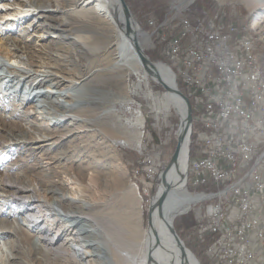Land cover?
<instances>
[{
  "label": "bare ground",
  "instance_id": "obj_1",
  "mask_svg": "<svg viewBox=\"0 0 264 264\" xmlns=\"http://www.w3.org/2000/svg\"><path fill=\"white\" fill-rule=\"evenodd\" d=\"M60 1L20 0V2L12 4L16 6L7 7L9 3L5 0L1 2V10L3 11L0 14V18L7 21L19 16L30 15L39 8L55 7L46 13H37V15H44L46 20H48V22L44 21L46 23L44 24L47 26L44 30L56 34L60 40L58 43L63 44V46L60 45L59 47L61 51L65 48V44L76 45L81 54L88 53L85 46L93 51L96 48H101L100 53L98 52V58H101V62L97 65V69H95L97 73L93 78L89 76L92 69L88 74H81L83 72L81 71V65L74 60L68 63L70 67L67 70L63 67H59L58 69L53 68L51 65L49 66L50 63L44 61L37 64V68L36 63L30 57H26L25 53L19 50L17 45L13 46V43H10L7 38L1 37L2 34H0V71L7 70V72L0 74V118L2 121L7 122L10 127H20L23 130L22 123L20 124V122L13 119L7 120L6 117V119L2 118L3 114L7 111L6 104L12 100V96L17 92L26 99V104L31 103V101L33 102L34 98H38L35 100V104H29L30 106L23 118H25V125H28L29 132L32 131L35 134L42 132L37 137L42 141H46L48 140L46 136L51 135V133L47 134L48 131L52 132L53 129L57 131L60 117L72 118L70 113L75 118L84 116L82 112L87 111L89 107L83 106V104L87 105V102L96 100L93 96H88L86 100L83 99L88 90L86 87L90 83L103 81L106 78L109 80H112V78L117 79L123 72L138 77V82L134 85L135 89L141 90L144 86L147 88L144 91L145 97L150 100L151 106L157 113L158 118L176 109L180 114V121H183L186 114L183 100L172 91L165 89L160 94H157L149 87L147 74L142 70L140 58L128 35L126 20L118 0H62V6H60ZM245 2L251 9L255 6H264V0H245ZM74 14L80 17L79 21L81 23L90 27H93V24L88 21L92 20L93 17L97 18L102 33L100 34L103 37V40H101L102 45H97V42H88L89 36L85 34L72 35L70 33L68 25L74 21L78 22L74 19V16V18L72 17ZM133 22L136 23L134 17L132 18ZM253 25L257 28L262 27L264 30V15H262L261 19L256 20ZM133 28L139 34L148 38V34L141 31L138 25L133 26ZM89 31L93 32L92 30ZM245 32L250 49L256 53L257 61L261 65L256 51L258 38L254 36L255 32L249 26H245ZM58 53L62 55L59 51ZM157 65L164 83L167 86L175 87L176 77L172 68L162 62H158ZM63 70H66L70 76H66V72ZM73 70H75L77 75L80 73V77L82 78L76 79V74L71 73ZM106 72H109L110 75H104ZM261 75L264 76L262 65ZM39 83L41 84L38 85ZM8 84H10V89H6V85ZM23 87L31 88L30 94L25 93V95H22ZM50 96L54 97V100L49 99ZM62 99L66 100L63 101ZM82 100L84 101L82 102ZM23 103L24 100H20L15 105L19 107ZM33 111L43 114L44 117L35 120L32 114H30ZM111 111H113V108L109 109V112L112 114ZM117 118H114L110 124H104V127L98 129L100 134L102 132L103 135L100 138L104 139L106 137L111 142L110 145H105L103 140V143L97 142L98 151L102 157L107 156V153L118 144L134 145L137 148L141 147L142 129L145 123L142 111L137 109L133 111L131 117H122V119L118 116ZM113 122H116V124ZM131 128L134 129L133 133L129 131ZM117 134L121 135L117 137ZM43 146L44 144L41 143L36 146V149ZM188 151L189 145L188 140H186L182 148L179 165L167 173L165 181L161 182V187L155 197H153V201L159 197L166 183L173 186L181 184ZM105 163L110 167L118 166V163L114 161ZM49 170L43 175H37L38 177L36 175L35 177H29L27 169L16 171L14 176L7 174L9 178L15 177L13 181L18 185L12 186L13 193L20 195L25 201L19 202V200H14L16 210L14 207H11V204L7 208L0 209V235H6L10 232H13L14 235L18 234L24 243V246L20 247V254L30 262L33 260L34 253L38 254L41 251H46L48 254L44 255L46 258H49L54 249V254L57 255L58 259L66 260L69 264H84L82 258H78L77 252H82L81 250L83 249L81 247L87 246V243H89V247H94L96 250L94 252L100 258L102 264H200L192 252H190L191 255L185 256L176 248L172 235L167 228L166 221L172 222L174 217L186 212L193 202L199 199V197L201 199V196L189 194L182 185L173 188L163 207L166 221L162 222L159 220L156 207L153 210V221L156 231L151 230L149 227L141 231L137 226V219L131 218L129 214L123 216L115 215L114 213L116 212L107 216L113 220V226H110L105 222V224L102 223L106 216L90 205V202L85 197L86 187L82 185L77 177L75 179L72 177L67 179V181H70L68 185L71 186L59 188L58 186L55 187L52 179L53 174L58 172H53L52 168ZM4 176V174L0 175V188L4 185ZM91 179L95 180L94 177H91ZM34 181L36 184L33 183ZM44 182L51 187H55L49 191L56 194L54 202L47 197L46 192L43 190L42 186ZM134 193L135 189H129L130 195H134ZM0 197L2 196L0 195ZM91 206L92 209L90 208ZM72 207H76V209ZM19 218L24 219L28 224L24 225V221L20 222ZM58 220L61 221V224L57 226ZM12 221L10 230H5L4 228ZM114 223L118 225L116 226ZM42 224L43 226H41ZM46 225L47 227H45ZM55 228H57V231L53 234L52 230ZM62 229L70 231V233L69 237L65 239L68 242L59 245L57 244V235ZM33 232H36L37 235L33 236ZM74 243L82 246H78L79 248L77 249L74 247ZM29 261H26L25 264H31Z\"/></svg>",
  "mask_w": 264,
  "mask_h": 264
},
{
  "label": "rangeland",
  "instance_id": "obj_2",
  "mask_svg": "<svg viewBox=\"0 0 264 264\" xmlns=\"http://www.w3.org/2000/svg\"><path fill=\"white\" fill-rule=\"evenodd\" d=\"M2 1L5 0H0V14L3 11L1 10ZM137 1L139 0H126L141 31L148 34V38L140 34L141 43L145 52H152L155 51L156 46H160L158 40H156V36L152 35L153 28L148 24V19L155 17L158 20V24L160 20L157 14L152 16H144L142 13L143 11H141V8L138 7ZM152 1H158V4H162L163 15L168 12V16L171 19L174 17V14H177L176 16H182L186 13H189V10L183 11L181 13L179 12L178 9H183L185 6L181 8L173 6L180 0H151L150 2L152 3ZM174 1L175 3H173ZM213 1L216 2L220 7L217 11L225 14L224 16L229 18V20L234 21L238 26H241L242 24L249 26L251 30L255 32L254 36L258 38V42L264 45V30L262 27L257 28L253 25L256 20L259 18L261 19L262 15H264L263 5L255 6L251 9L247 6L245 0ZM7 2L9 3L7 7H14L16 5L12 4L18 3L20 0H7ZM60 4V6L63 5L62 0L60 1ZM54 8L55 7L39 8L34 12L35 14L32 13L30 15H23L21 17L19 16L15 19L7 21H4V19L0 18L1 37L7 38L10 43L14 44L13 46L17 45L19 50L24 52L26 57H30V59L33 60L36 65L44 61L50 63L49 66L51 65L53 68L58 69L59 67H63L67 70L70 67L68 66L70 65L68 63H71L74 60L76 63H80L81 71H83L81 74H88L92 69V71L89 73V76L90 78H93V76L97 73L95 69H97V65L101 62V58H98L101 48H96L97 50L95 49L93 51L89 47L85 46V49L88 50L89 54H81L76 45L74 46L73 44H65V48L62 49V51L59 50L60 45L63 46V44L58 43L60 40L55 33L44 30L47 28L45 25L46 23L44 22L46 17L42 14L37 15L39 12L46 13L50 9ZM75 15L76 14L72 15V17L74 16L75 18H73L78 22L74 21L68 25L70 33L72 35L85 34L89 36L88 42H97V45H102L101 40H103V37L101 36L102 33L99 28L97 18L93 17L92 20L88 21L89 23L93 24V28L81 23L79 21L80 17ZM171 19L169 21L170 23L168 24L173 25L174 23L171 21ZM46 22H48V20H46ZM170 25L164 29L167 33L170 32ZM89 30H92L93 32ZM91 46L94 48L93 45ZM57 50L62 55H60ZM257 54L262 65L261 56L258 52ZM162 58L165 59L164 56H162ZM163 59L153 60L151 58V60L156 63H166V60ZM36 67L38 68V65ZM66 70H63L66 72L65 75L70 76ZM142 70L147 74L143 66ZM4 72H7V70H1L0 74ZM71 73L76 74V79L82 78L80 77V73L77 75L75 70H73ZM104 75L108 76L110 73L106 72ZM147 77L149 81V87L155 93L160 94L165 90V88L150 75L147 74ZM115 79L116 78H112V80H109L106 78V80L104 79L103 81L90 83V85L86 87L88 90L83 99L86 100L88 96H93L96 98V100L87 102V105L83 104V106L89 107V111L87 110L82 112L84 116L79 118H75L71 113L70 115H72V118L60 117L57 131L53 128L52 132L48 131L47 134L51 133V135L48 137L46 136V139H48L46 141H42L37 137L38 134H42V132L38 134H35L32 131L29 132L27 127L28 125H25L26 121L25 118H23L26 110L30 106L29 104H35L34 102L38 98H34L35 100L33 102L31 101V103L26 104V99L20 96V93L17 92L14 94V96H12V100L6 104L7 111L3 114L2 118L6 117L7 120L13 119L14 121L20 122V124L22 123L23 130H21L20 127H10L7 122L2 121L0 118V156L3 155L2 158H0V175H5L3 178L4 185H2L0 188V195L2 196L0 197V209L7 208L8 205L11 204V207H14L16 210V207L14 206V200H19V202L25 201L20 195L13 193L12 186L18 185L13 181L15 180V177L9 178L7 174L14 176L16 171L27 169V175L29 177H35V175L37 176L45 174L47 171H50V168H52L53 172H58L54 173L52 177L55 187L58 186L59 188H65L66 186H71L68 185L70 181H67L69 177L74 179L77 177L79 179L82 185L86 187L85 197L90 202V205L94 206L97 211L106 216H104L105 218L102 221L103 224L106 223L107 225L109 224L110 226H113V220L109 219L107 216L116 212L114 213L115 215L117 214L119 216H123L129 214L131 218L137 219V226L141 231L144 228H148V208L151 200L153 197H155L161 187L160 178L162 171L168 164L176 148L181 117L176 109H174L165 116L158 118L157 113L151 106L150 100L145 97L144 91L147 88L145 86L141 90L134 88V85L138 82V77L135 75H129L123 72L119 78L116 80ZM40 84L41 83L38 85ZM6 89H10V84L6 85ZM22 91V95H25V93L30 94L32 90L31 88L23 87ZM49 99L54 100V97L50 96ZM66 99L62 100L64 101ZM20 100H24V103L19 105V107H16L17 105L15 104H18V101ZM84 100H82V102ZM110 108H113V111H111L112 114L109 112ZM137 109L142 111L145 118V123L142 129L143 134L141 147L137 148L134 145L118 144L114 149L107 153V156L102 157L98 151L99 147L97 142L99 143L100 141L103 143L104 141L105 145H110L111 142L110 140L108 141L106 137L101 139L100 137L103 135L102 132L100 134L98 129L100 127H104L107 123L110 124L114 118L118 119V116L120 118L131 117L133 111ZM38 111L40 112L39 108ZM30 114H32L35 120H39L44 117L43 114H38L37 111L30 112ZM192 115L193 127L195 128V112L193 109ZM116 122L113 123L116 124ZM193 127L191 141L189 144L190 155L192 148L195 147L194 143L192 142L193 137L196 136ZM129 131L133 133L134 129L131 128ZM120 135L121 134H117V137ZM41 143H43L44 146L42 148L36 149V146ZM109 148H111V146H109ZM148 155L155 159L156 163L159 165L157 167V176L150 180L149 178L142 176V174L135 176V169L140 165L141 160ZM112 161L118 163V166L110 167L105 163ZM91 177H94L96 182L95 180H92ZM33 183L36 184L35 181ZM42 187L46 192L47 197L50 198L52 202H54L56 194L52 191H49L51 188L55 187H51L45 182L43 183ZM129 189H135L134 195L129 194ZM185 190L194 196L200 191L193 190L188 183ZM66 194L68 195V193ZM199 199L193 202L186 212L174 217L173 223L175 224V220L178 217L189 214V216H191L195 222H197L198 226V223L201 220H204V215H206L204 210L206 201H199ZM208 201H210V199H208ZM92 206L90 207L91 209ZM72 208L76 209V207ZM19 220L20 222L24 221V225L28 224V222H25V220L22 218H19ZM12 223L13 221L9 224L7 223L8 226L4 229L9 231ZM60 224L61 221L58 220L56 225L58 226ZM115 224L116 223H114V225ZM117 225L118 224H116V226ZM41 226H43V224ZM197 226H194L191 231H188L185 237L182 235L184 238L180 235V233L179 235L181 236V239L189 251L192 252L199 260L200 264H202L201 257L195 254L189 247V244H191L194 239V235L197 233ZM15 227H17V225H15ZM45 227H47V225ZM56 231L57 228L52 230L53 234L56 233ZM69 233L70 231H64L62 229L57 235V244L60 245L62 243L68 242L65 241V239L69 237ZM34 235H37V233L33 232V236ZM88 244L89 243H87V246L81 245V247L79 246L80 244L77 245V243H74L75 248L78 249L81 247L83 249L81 250L82 252H77L78 258H82V262L84 264H102V261L95 253L96 250L94 247H89L90 245ZM23 246L24 243L18 234L14 235L13 232H10L6 235H0V264H25L26 261H29L20 254V247ZM54 251L55 250L53 249L52 255L50 254L51 256H49V258H46L44 255L48 254L46 251H41L38 254L34 253L32 262H29L31 264L67 263L66 260L58 259L57 255L54 254ZM261 259L262 260L260 261V264L261 262L264 264V252Z\"/></svg>",
  "mask_w": 264,
  "mask_h": 264
},
{
  "label": "built area",
  "instance_id": "obj_3",
  "mask_svg": "<svg viewBox=\"0 0 264 264\" xmlns=\"http://www.w3.org/2000/svg\"><path fill=\"white\" fill-rule=\"evenodd\" d=\"M195 1L179 12L188 11ZM186 14L176 16L173 25L168 19L158 24L154 17L148 24L195 112L188 184L201 188L195 195L206 201L197 236L212 235L206 249L211 264H260L264 252L261 65L246 40L245 24L226 20L219 11L195 18ZM158 166L145 156L135 176L154 179Z\"/></svg>",
  "mask_w": 264,
  "mask_h": 264
},
{
  "label": "water",
  "instance_id": "obj_4",
  "mask_svg": "<svg viewBox=\"0 0 264 264\" xmlns=\"http://www.w3.org/2000/svg\"><path fill=\"white\" fill-rule=\"evenodd\" d=\"M125 19H126V26H127V31H128V35L130 36L135 50L140 58L141 64L144 67L145 71L147 72L148 75H150L154 80H156L159 84H161L166 90L168 91H172L173 93H176L184 102L185 105V117L183 119V121H180V126L178 129V139H177V144H176V148L168 162V164L164 167L163 171H162V175L160 178V183L162 181H165V177L167 175V173H169V171L174 168L175 166L179 165L180 162V156H181V152H182V148L186 142V140H188V145L190 144L191 141V133H192V127H193V115H192V105L191 102L189 100V97L181 90V88L179 87V84L176 81V86L175 87H170L167 86L164 81L162 80L160 74H159V67L157 65L156 62L152 61L150 56L145 52L143 45L141 43V39H140V34L135 30V28H133V26H137L138 23L136 21L132 23V18L134 17L131 9L128 5V3L126 2V0H118ZM189 159H190V149L187 153V161H186V165L182 174V180H181V184H176L175 186L171 185V184H167L164 188V190H162L161 194L159 195V197L153 201V199L151 200V203L149 205L148 211H149V223H148V227L153 230H155V226H154V221H153V210L156 207L157 208V214L159 217L160 221H164L165 220V216L163 214V207H164V203L169 195V193L172 191L173 188H177L179 187L178 185H182V187L187 186L188 183V172H189ZM166 221V220H165ZM167 228L170 232V234L172 235V238L174 240V245L176 246V248H178L181 253L185 256H189V254L191 255L189 249L186 247V245L184 244L183 240L181 239V236L179 235V232L175 226V224L172 222H167ZM150 260V259H149Z\"/></svg>",
  "mask_w": 264,
  "mask_h": 264
},
{
  "label": "trees",
  "instance_id": "obj_5",
  "mask_svg": "<svg viewBox=\"0 0 264 264\" xmlns=\"http://www.w3.org/2000/svg\"><path fill=\"white\" fill-rule=\"evenodd\" d=\"M137 3H138V7L143 10V15L144 16L147 15L149 10L153 6H155V7L157 6L156 8L160 9L161 8L160 6L162 5L160 3L158 4V1L157 2L152 1V3L151 2H146V1H139ZM219 8H220L219 5L216 2H214L213 0H196L194 3L191 4V6L189 8L188 15L190 17H192V18H195V16L199 15L202 12H214V11H217ZM229 14H230V12H229ZM157 16L159 17V20H162L163 12L162 11H157ZM226 20L229 21V18L226 17ZM159 46H160V44H159ZM256 51L261 56L263 73H264V45L262 43H260V42H257ZM147 53L150 55V57L153 60L163 59L162 58L163 54H161V46L160 47L156 46L155 51H152V52L151 51H147ZM163 60H165V59H163ZM177 81H178V84H179L180 88L182 89V91L187 94V91L182 87V84L179 81V79ZM192 156H193V150L191 152V157ZM193 190H195V189H193ZM199 190H202V189L199 188L198 191ZM175 226H176L178 232L180 233V235L181 236L183 235L185 237L186 233H188V231H191L194 226L195 227L197 226V222H195V220L191 216H189V214H188L186 216L178 217L175 220ZM212 240H213V237H212L211 234H208V235H206L203 238H199L197 236V233H196L194 235V239H193L192 243L189 244V247L193 250V252L201 257L202 264L211 263V259L206 254V249H207L208 245L212 242Z\"/></svg>",
  "mask_w": 264,
  "mask_h": 264
},
{
  "label": "crops",
  "instance_id": "obj_6",
  "mask_svg": "<svg viewBox=\"0 0 264 264\" xmlns=\"http://www.w3.org/2000/svg\"><path fill=\"white\" fill-rule=\"evenodd\" d=\"M139 1L150 2L151 0H139ZM139 1H137V2H139ZM189 2H190V0H180L179 2H177V4H175V5H173V6H177V7H178V6H182V7H184V6H186ZM134 3H135V2H134ZM173 3H175V1H174ZM160 7H161V8L159 9V8H156L155 6H153V7L149 10V12L147 13V15L152 16V15H154V14H157V11H162L163 6L161 5ZM180 8H181V7H180ZM141 11H143V10L141 9ZM142 13H143V12H142ZM168 14H169L168 12L165 13V14L163 15L162 20L168 19V23H170L169 21H170L171 18H169ZM176 15H177V14H174V17L171 19V21H172L173 23H175V17H176ZM154 18H155V17H154ZM156 19H157V18H156ZM162 20H160V22H161Z\"/></svg>",
  "mask_w": 264,
  "mask_h": 264
}]
</instances>
